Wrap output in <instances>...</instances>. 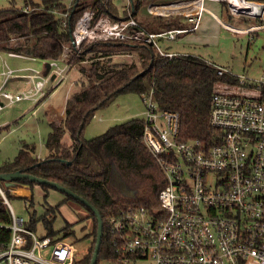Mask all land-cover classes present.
Listing matches in <instances>:
<instances>
[{
	"label": "built area",
	"instance_id": "1",
	"mask_svg": "<svg viewBox=\"0 0 264 264\" xmlns=\"http://www.w3.org/2000/svg\"><path fill=\"white\" fill-rule=\"evenodd\" d=\"M74 1L65 4L66 11L52 9L64 25ZM110 1L114 0H102L104 10L99 16L93 8L85 10L63 55L68 52L79 55L86 43L140 41L156 48L160 55L172 58L181 53L162 48L158 38L176 39L196 29L202 12L208 10L205 0L149 2L146 4L149 15H167L188 7L195 10L192 12L195 16L190 17L194 26L154 32L141 22L139 12L133 14L130 7L127 16L116 18L109 10ZM226 1L233 14L242 13L234 10L230 0ZM257 3L264 6V2ZM173 4L176 7L170 9ZM261 10L246 13L260 18L261 25L237 30L228 27L236 32L264 29ZM52 61L53 74L62 82L70 63L66 61L63 68ZM212 64L219 75H234L227 67ZM14 72L8 69L4 74ZM51 75H30L33 91L25 97L41 93ZM235 76L237 84L218 82L214 86L209 119L217 131L210 142L181 139V113L159 108L154 88L143 96V139L160 164L166 182L159 192L158 207L131 205L107 218L117 257H105L106 261L264 264V75L260 79ZM1 96L8 100L7 104L24 98L9 92L0 93ZM7 104L0 103V110ZM0 192L11 215L10 237L0 245V264H76L75 242L67 237L38 236L23 217L15 215L1 186Z\"/></svg>",
	"mask_w": 264,
	"mask_h": 264
},
{
	"label": "trees",
	"instance_id": "2",
	"mask_svg": "<svg viewBox=\"0 0 264 264\" xmlns=\"http://www.w3.org/2000/svg\"><path fill=\"white\" fill-rule=\"evenodd\" d=\"M149 1L151 0H130L133 14ZM220 1L232 16L227 1ZM53 8L60 12L66 11L65 4L60 0H42L40 4L31 1L23 9L15 5L0 9V51L44 61L58 59L64 46L71 44L72 31L85 10L93 8L97 16L104 10L102 0H75L64 25L63 19ZM109 10L116 18L121 17L113 1L109 2ZM124 15L127 16L128 11ZM170 16L172 14H158L148 20V26L144 25L154 32L194 26V22L187 27L188 24L179 17ZM13 36L17 38V43L11 42ZM84 52H92L101 57H110L119 52H134L138 54L140 61L112 65L105 69L102 61H95L88 74L83 69L88 83L83 84L68 100L64 118L51 123V131L45 142L49 155L44 159L39 158L35 154V145H25L12 161L0 166V173L20 171L46 178L75 191L93 204L104 221L98 255L100 261L105 257H117L110 241L107 218L131 205L143 204L150 209L158 207L159 192L166 180L160 164L143 139V117L131 118L111 127L102 135L85 139L84 129L95 112L121 94L136 93L143 98L154 88V98L159 108L181 113V139L200 138L210 142L217 131L209 119L214 86L218 82L237 84L239 80L232 74L219 75L212 62L200 56L186 53L169 58L160 55L153 46L140 41L95 42ZM67 132L72 138L71 144L63 141ZM8 182L31 190L40 186L45 196L50 189H55L29 178L0 180V186L8 199L12 194L6 188ZM63 194L65 201H77L88 209L92 218L93 226L88 233L91 244L87 254L81 259L76 257V264H91L97 241V217L84 203ZM57 208L58 206L50 207L47 213L55 215ZM10 217V209L0 192V245L10 237ZM33 221L36 222L35 219ZM42 221L48 229L45 235L70 238L73 234L68 227L62 236L57 234L53 229V219L46 215L42 217Z\"/></svg>",
	"mask_w": 264,
	"mask_h": 264
},
{
	"label": "rangeland",
	"instance_id": "3",
	"mask_svg": "<svg viewBox=\"0 0 264 264\" xmlns=\"http://www.w3.org/2000/svg\"><path fill=\"white\" fill-rule=\"evenodd\" d=\"M31 1L34 4L42 2V0H0V9L10 7L11 5L23 9L27 2L30 3ZM60 1L67 4L70 0ZM128 1H113L121 17L124 15L123 8ZM161 2L165 3L167 0H161ZM146 3L138 11L141 22L148 26V20L155 18L156 15L148 14ZM250 5L254 4L250 3ZM205 6L220 16L224 22L236 27H250L262 21L260 18L250 16L244 12L235 13L231 16L223 8L221 1L206 0ZM255 7L257 6L255 5ZM193 11L195 10L192 7L180 9V12L191 13ZM232 12L231 10L230 13ZM175 13L170 17L181 18V15ZM213 19L211 14H207L206 12L202 18V26H200L198 31L190 34L184 32L178 35L176 39L158 38L159 43L164 49L200 56L210 62L225 66L234 75H247L251 79H260L264 75V29H254L250 32H236L226 29V27L221 28L215 22V19ZM185 22L188 25L191 24V21ZM17 41V38L14 36L11 38L12 43H17ZM67 46L70 47L67 44L64 46V50ZM91 46L92 43L84 44L79 55L68 52L67 56L62 53L58 59H54L56 62H59V67L63 68L66 66V61L70 63V66L67 67L69 71L65 79L61 82L60 79L57 80L59 76L55 77L54 82H52L53 85L55 83V86L52 83L47 84L49 80L41 93L30 97L25 96L33 91L32 83L25 84L24 79L12 77L11 74L0 75L1 95L3 92H9L13 95L24 97L9 104H7L8 100L3 96L0 98V103L7 104L6 107L0 110V166L7 161H12L25 145H35V154L39 158L44 159L49 155L45 142L51 131V123L64 118L68 100L75 92L81 89L83 84L88 83L86 75L82 72L83 69L85 70V74H88L95 61H102L104 69L112 65L131 62L139 63L140 61L138 54L134 52H119L110 57L96 56L92 52L85 53L84 50ZM23 56L26 57L27 55ZM27 58L22 60L24 68L29 66L40 67L39 70L32 68L29 71L30 75H35V73L42 77L53 75L55 69L52 66L53 59L45 62L43 59H35L30 56ZM12 59L8 52L0 51V72H2L3 67L6 71L8 68H13ZM5 62L8 64L7 67ZM15 72L22 73L23 71L15 70ZM30 75L29 78H31ZM144 110L145 105L139 94H121L115 97L110 104L100 107L95 112L94 117L84 129V138H94L104 134L111 127L131 118H141L143 117ZM63 141L67 144L72 143L69 132L65 134ZM6 186L12 193L9 201L15 215L23 217L38 236L41 237L48 233V229L42 221V217L46 215L51 220L53 219V229L60 236L67 230V227L72 229L73 234L70 238L67 237V240L76 242L78 249L75 256L78 259L83 258L87 254L91 244V237H88V233L93 226L88 209L77 201H65L64 194L55 189H50L49 194L45 196L40 186H35L32 190L29 187L27 188L12 182H8ZM11 189H14L16 192H13ZM57 206L55 215L47 213L50 207ZM98 264L112 263L101 259ZM136 264H154V262L149 259L140 260Z\"/></svg>",
	"mask_w": 264,
	"mask_h": 264
},
{
	"label": "crops",
	"instance_id": "4",
	"mask_svg": "<svg viewBox=\"0 0 264 264\" xmlns=\"http://www.w3.org/2000/svg\"><path fill=\"white\" fill-rule=\"evenodd\" d=\"M177 2L178 1H187V0H176ZM175 1V2H176ZM206 1V0H205ZM217 1H220V0H217ZM149 2H157V3H164V2H161V0H159V1H156V0H151V1H149ZM149 2H147L146 4H148ZM169 2H174V0H167V2H165V3H169ZM145 5V4H144ZM144 5H142V6H144ZM205 5V4H204ZM141 6V7H142ZM131 8V2H130V0L127 2V4L124 6V13L125 12H127L128 11V8ZM163 7H165V5H163ZM208 10L207 11H204V12H202V14H201V19H199V21L197 22V27H196V29H194V30H191V31H188L187 33H194V32H196V31H198V29L200 28V26H202V18H203V16H205V14H206V12H207V14H211V16L215 19V22H217V24L221 27V28H225L226 27V29H230L228 26H233V25H230V24H228V23H226V22H224L223 20H222V18L220 17V16H218L215 12H213L210 8H207ZM193 10H194V8H193ZM177 11H179V12H177ZM139 12V11H138ZM177 13L178 15H181V18L180 19H182V18H184V20H182L183 22H185V21H190L191 19H190V17H194L195 16V14L194 15H191L192 14V12L191 13H189L188 14V12H180V10H176V11H174L173 13ZM193 12H195V11H193ZM119 13V12H118ZM173 13H170V14H173ZM175 13V14H176ZM169 14V15H170ZM233 14V13H232ZM125 15H123L122 17H124ZM138 16H139V14H138ZM211 18V17H210ZM213 19V20H214ZM261 23L262 22H260V23H258V24H254V25H251V26H256V25H261ZM190 26V24L187 26V27H189ZM250 26V27H251ZM234 27H236V26H234ZM236 28H239V29H246V28H249V27H245V28H241V27H236ZM231 30V29H230ZM169 51H173V50H169ZM174 52H177V51H174ZM180 53V52H179ZM181 54H183V53H181ZM186 54V53H185ZM187 54H189V53H187ZM9 55H10V57H12L13 59H12V67L13 68H8V69H13V70H20V71H23L22 73H17V72H14L13 74H12V77L14 76L15 78H19V79H24V82H25V84L26 83H32V78H29V71L30 70H32V68H35V69H37V70H39V68L40 67H36V66H34V67H25L24 68V66H23V64H22V60H24V59H28L27 57L28 56H23V55H11L10 53H9ZM118 55V54H117ZM21 61H20V60ZM33 60H35V59H33ZM45 62H47V61H45ZM5 64H6V67H7V63L5 62ZM4 72H6V70L4 69V67H3V70H2V72H0V75H4ZM26 74V75H25ZM54 80H55V75L53 74V75H51V77H50V81L47 83V84H50V83H52V82H54ZM33 84V83H32ZM52 85H53V83H52ZM57 85H59V84H57ZM53 86H55V83H54V85ZM246 92V91H245ZM1 103H3V102H1Z\"/></svg>",
	"mask_w": 264,
	"mask_h": 264
},
{
	"label": "water",
	"instance_id": "5",
	"mask_svg": "<svg viewBox=\"0 0 264 264\" xmlns=\"http://www.w3.org/2000/svg\"><path fill=\"white\" fill-rule=\"evenodd\" d=\"M22 178H29L35 182L54 187L55 189L74 197L76 200L81 201L87 207L92 209V211L95 213L97 220H98L97 241H96L94 254L92 257V261H91V264H96L98 260V255H99V251L101 248V244H102L103 233H104V221H103V217L101 216L99 210L93 204H91L88 200H86L84 197H82L75 191L59 184L58 182L51 181L46 178L38 177V176L27 174V173H21L20 171L9 173V174L0 173V180H4V181H14L17 179H22Z\"/></svg>",
	"mask_w": 264,
	"mask_h": 264
},
{
	"label": "bare ground",
	"instance_id": "6",
	"mask_svg": "<svg viewBox=\"0 0 264 264\" xmlns=\"http://www.w3.org/2000/svg\"><path fill=\"white\" fill-rule=\"evenodd\" d=\"M232 6L234 7V10L236 11H240V12H245V13H251V12H255L258 11L259 9L261 10L260 12H263L264 14V6L257 3V2H253V1H249V0H230ZM254 4V5H250ZM255 5L258 7H255ZM176 7L175 4L170 5V9ZM164 8H168V7H164ZM230 28H234L235 30H237L236 27L234 26H229Z\"/></svg>",
	"mask_w": 264,
	"mask_h": 264
}]
</instances>
